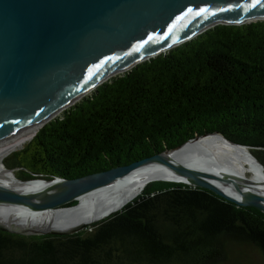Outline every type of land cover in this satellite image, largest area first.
<instances>
[{
  "label": "trees",
  "instance_id": "obj_1",
  "mask_svg": "<svg viewBox=\"0 0 264 264\" xmlns=\"http://www.w3.org/2000/svg\"><path fill=\"white\" fill-rule=\"evenodd\" d=\"M213 132L264 164V19L217 24L109 78L3 163L20 179L75 178ZM250 251L264 264V212L165 180L78 232L0 230V264H252Z\"/></svg>",
  "mask_w": 264,
  "mask_h": 264
},
{
  "label": "water",
  "instance_id": "obj_2",
  "mask_svg": "<svg viewBox=\"0 0 264 264\" xmlns=\"http://www.w3.org/2000/svg\"><path fill=\"white\" fill-rule=\"evenodd\" d=\"M263 19L264 0H0V146L28 130L36 133L104 81L210 27ZM210 134L249 149L218 132L186 142ZM175 148L75 178L15 176L22 183L44 184L38 190H18L0 183V205L70 207L62 204L140 167L161 163L172 175L158 180L203 187L264 212V197L185 166L168 154ZM224 190L237 192L244 200L235 201ZM90 223L63 231L22 228L0 219V230L71 234Z\"/></svg>",
  "mask_w": 264,
  "mask_h": 264
},
{
  "label": "bare ground",
  "instance_id": "obj_3",
  "mask_svg": "<svg viewBox=\"0 0 264 264\" xmlns=\"http://www.w3.org/2000/svg\"><path fill=\"white\" fill-rule=\"evenodd\" d=\"M35 129L0 146V183L18 190H38L44 183H22L3 164L5 156L31 138ZM176 161L199 172L235 183L239 190H248L264 197V165L245 147L234 145L217 134L204 135L170 150ZM171 171L161 163H153L116 179L102 187L78 196L70 207L16 208L0 205V219L22 228L71 231L82 224L94 222L123 207L138 195L144 186L159 178L171 177ZM236 178V179H235ZM235 201L244 199L237 192L223 191Z\"/></svg>",
  "mask_w": 264,
  "mask_h": 264
},
{
  "label": "rangeland",
  "instance_id": "obj_4",
  "mask_svg": "<svg viewBox=\"0 0 264 264\" xmlns=\"http://www.w3.org/2000/svg\"><path fill=\"white\" fill-rule=\"evenodd\" d=\"M35 135V133L31 136V138L29 139V140H27L26 142H24V143H22V145H18L17 147H15L13 150L14 151H16V150H19V149H21L27 142H29L32 138H33V136ZM249 150V149H248ZM250 152V151H249ZM251 153V152H250ZM252 154V153H251ZM10 155V154H9ZM8 155V156H9ZM8 156H5L4 157V159H6ZM253 156L254 157H256L254 154H253ZM257 158V157H256ZM3 159V160H4ZM258 159V158H257ZM4 164V163H3ZM5 166V165H4ZM6 167V166H5ZM7 169H8V167H6ZM21 172H20V170L18 169V168H14V174H15V176L16 175H18V174H20ZM108 215H110V214H108ZM107 215V216H108ZM106 217V216H105ZM105 217H103V218H105ZM100 219H98L97 221H99ZM85 228V227H84ZM84 228H82V229H84ZM82 229H80V230H82ZM80 230H78V231H80ZM89 230V229H88ZM87 230V231H88ZM77 231V232H78ZM240 253V252H239ZM243 253V252H242ZM241 254V253H240ZM240 254H234V255H240ZM243 259V262H250V263H252V264H261V260H260V258H259V256H257V254L256 253H254V252H246L241 258H240V261ZM232 263V262H231ZM230 263V264H231Z\"/></svg>",
  "mask_w": 264,
  "mask_h": 264
}]
</instances>
